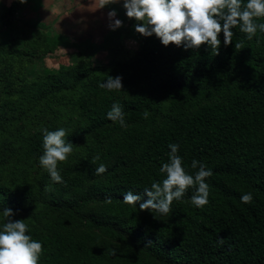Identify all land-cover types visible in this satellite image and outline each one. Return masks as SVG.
<instances>
[{"label":"trees","instance_id":"obj_1","mask_svg":"<svg viewBox=\"0 0 264 264\" xmlns=\"http://www.w3.org/2000/svg\"><path fill=\"white\" fill-rule=\"evenodd\" d=\"M13 6L0 16L8 19ZM232 32L227 47L219 35L218 55L207 45L185 50L142 35L126 59L105 66L83 58L0 98V229L11 208L43 245L38 264H264V32L251 40L239 26ZM24 37L32 49L61 45L43 31ZM116 76L122 89L99 87ZM114 103L126 127L107 118ZM59 128L82 149L58 163L63 183L39 163L43 129ZM173 143L188 174L198 171L193 160L212 171L208 203L194 206L189 188L168 215L154 218L123 194L148 199L144 189L165 178L159 169ZM101 164L106 171L97 174ZM246 193L251 204L241 202Z\"/></svg>","mask_w":264,"mask_h":264},{"label":"clouds","instance_id":"obj_2","mask_svg":"<svg viewBox=\"0 0 264 264\" xmlns=\"http://www.w3.org/2000/svg\"><path fill=\"white\" fill-rule=\"evenodd\" d=\"M19 2L26 3L27 0ZM116 3H120V0H99V8ZM123 7L126 9V16L137 21L134 25L136 32L146 37L155 34L166 47L174 44L187 50L207 45L214 55H218L221 32L225 47L232 44V28L236 26H239L240 32L246 34L249 40L256 35L257 30L264 32V23L254 22L257 18L264 17V0H247L246 3L243 0H123ZM107 15L111 30L123 26L120 19H115V9L110 10ZM235 47L239 48L240 45ZM99 87L109 91L122 89V77H110L106 82L100 83ZM144 117H148L147 112ZM107 118L126 127L124 111L119 104L112 105ZM66 136L67 132L63 128L55 131L43 129L44 151L39 157V163L57 183L64 182L58 171V163L66 161L73 151V144L66 142ZM169 148V160L159 169L160 173L166 174L165 178L144 189L147 200H142L141 195L129 191L123 194L125 203L139 202L140 210L166 216L172 210L173 200H180L189 188L194 189L191 196L194 206L202 208L208 203L209 186L205 180L212 175V171L193 160L191 167L198 168V171L194 175L188 174L183 167L182 158L177 154L179 145L169 144ZM98 159L99 156L94 157L92 163ZM105 171L103 164L96 169L97 174ZM252 200L251 193L241 196L242 203L251 204ZM3 215L6 222L0 229V264H38L43 253L42 243L26 234L28 225L23 219H13L14 212L11 208H5ZM150 243L151 241L148 242ZM220 243H223L222 237Z\"/></svg>","mask_w":264,"mask_h":264},{"label":"rangeland","instance_id":"obj_3","mask_svg":"<svg viewBox=\"0 0 264 264\" xmlns=\"http://www.w3.org/2000/svg\"><path fill=\"white\" fill-rule=\"evenodd\" d=\"M36 1L4 0V6H14L8 19L0 16V98L14 95L10 93L12 88L41 72L73 65L83 58L108 66L139 48L142 35L135 31L134 24H129L123 0L103 8H99V0H43L35 9ZM112 9L116 11L115 19L123 22L116 30L109 28L107 14ZM40 31L49 41L60 37L61 45L52 52L40 47L32 49L25 32L35 36ZM51 116L49 112L45 114ZM36 122H20V127ZM81 151L76 148L66 161L76 160Z\"/></svg>","mask_w":264,"mask_h":264},{"label":"crops","instance_id":"obj_4","mask_svg":"<svg viewBox=\"0 0 264 264\" xmlns=\"http://www.w3.org/2000/svg\"><path fill=\"white\" fill-rule=\"evenodd\" d=\"M42 1H43V0H42ZM1 4H2V5L4 4V0H0V5H1ZM4 5H6V4H4ZM4 5H3V6H4ZM90 5H91V4H90ZM93 5H94V4H93Z\"/></svg>","mask_w":264,"mask_h":264}]
</instances>
